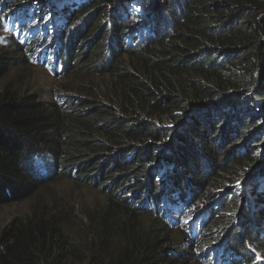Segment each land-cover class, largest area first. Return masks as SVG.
<instances>
[{"label": "trees", "instance_id": "1", "mask_svg": "<svg viewBox=\"0 0 264 264\" xmlns=\"http://www.w3.org/2000/svg\"><path fill=\"white\" fill-rule=\"evenodd\" d=\"M0 14L58 20L51 46L85 95L67 108L8 81L23 48L0 47V209L62 178L106 196L13 218L0 264H263L264 0H0ZM44 153L53 180L28 168Z\"/></svg>", "mask_w": 264, "mask_h": 264}, {"label": "rangeland", "instance_id": "2", "mask_svg": "<svg viewBox=\"0 0 264 264\" xmlns=\"http://www.w3.org/2000/svg\"><path fill=\"white\" fill-rule=\"evenodd\" d=\"M53 21H43L36 34L32 30H25L21 23H17L12 15L0 14V47L14 50L22 47L23 52L12 54L13 65L7 75V80L15 83L26 91L38 93L45 99L57 97L63 101L65 97L73 99L85 98L77 82L82 77L76 74V70L64 73L62 60L58 59L55 50L50 52V58L45 62L39 59L41 50H47L52 44H47L49 38H45L46 29L52 26ZM64 74L63 76H60ZM58 75L60 77H58ZM68 75L65 79L64 76ZM67 77V76H66ZM91 78V77H90ZM89 79V78H88ZM97 82L95 78L94 84ZM68 107H72V100L67 101ZM35 177L40 181L53 180L58 170L51 153L39 154L32 158L28 164ZM61 173H71V167L63 164L59 170ZM106 203V196L97 191L69 178H62L48 186L41 187L32 197L18 204L0 209V227L7 225L15 217H25L33 210H54L60 207H70L76 211L102 207Z\"/></svg>", "mask_w": 264, "mask_h": 264}, {"label": "clouds", "instance_id": "3", "mask_svg": "<svg viewBox=\"0 0 264 264\" xmlns=\"http://www.w3.org/2000/svg\"><path fill=\"white\" fill-rule=\"evenodd\" d=\"M17 20L18 21H22L23 20V17L22 16H19L18 18H17ZM17 20H15V21H17ZM44 20H42V22H43ZM46 22L47 21H53V24H52V26H50V27H53V25H55L56 23H58L59 21L58 20H55V19H51V20H45ZM42 22H41V24L39 25V27H41V25H42ZM33 28H34V25H31L30 27H28V30H33ZM54 29H56V28H54ZM47 31H48V33H47ZM55 31V30H54ZM34 32H36V31H34ZM46 35L48 36V38H49V40L47 41V44L48 43H51V40H53V42H54V39H50V37H49V30H48V28L46 29ZM56 37V36H55ZM53 42H52V44H53ZM51 44V45H52ZM51 45H49L47 48L49 49V50H53V46H51ZM42 51H40V53H41ZM39 53V54H40ZM57 98H59V97H57ZM64 99H68L69 101L70 100H73V99H76V98H73V99H70V98H67V97H65ZM44 154H47V153H44ZM32 160V159H31ZM30 160V161H31ZM57 175V174H56ZM197 210V208H193V209H191V212H190V217H192V215L195 213V211ZM203 212H204V210H203ZM202 212V213H203ZM206 215V212L205 213H203L202 214V216H205ZM193 218V217H192ZM192 218H188V219H192Z\"/></svg>", "mask_w": 264, "mask_h": 264}]
</instances>
